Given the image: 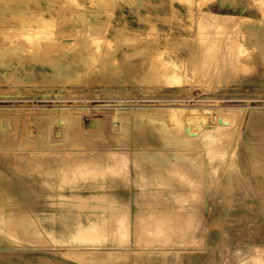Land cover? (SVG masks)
I'll list each match as a JSON object with an SVG mask.
<instances>
[{
  "label": "rangeland",
  "instance_id": "rangeland-1",
  "mask_svg": "<svg viewBox=\"0 0 264 264\" xmlns=\"http://www.w3.org/2000/svg\"><path fill=\"white\" fill-rule=\"evenodd\" d=\"M59 1L0 0V119L12 115L8 126L0 120V190H5L0 212L10 232L18 236V244L0 245V264H96L84 261L85 248L61 243V224L50 218L62 215L67 223L70 211H77L85 220L86 209L75 207L72 196L98 191L75 190L86 183L112 190L129 202L132 212L138 193L132 186L140 191L136 180L143 186L140 193L147 194L145 221L158 208L169 209L172 218L177 213L189 215L194 233L165 234L168 244L162 247L130 244L124 248L126 258L112 264H238L240 253L264 251V0H213L203 7L202 0ZM17 11H23L28 22L21 24ZM206 13L227 15L228 20L213 21L202 39L195 20ZM80 15L89 18L98 32L78 21ZM42 17L51 19L50 27L40 22ZM42 31L61 33L46 39ZM92 38L111 42L88 70L82 62L93 53L86 45ZM176 38L180 41L166 49L164 42ZM70 43L74 48H61ZM153 47L165 51L163 59L176 60L183 86L164 85L156 67L151 69L156 66L152 56L158 55L147 53ZM211 48L214 52H209ZM204 71L217 77L206 75L211 77L207 80ZM173 105L244 108L238 114L228 108L218 112L232 128L221 132L228 140L220 137L222 143H215L221 147L216 152L220 157L214 155L212 166L204 152L207 143L191 137L194 133L173 129L167 121L165 110ZM254 107L263 110L252 117ZM45 112L48 122L43 120ZM61 114L77 125H66ZM112 151H121L120 162L110 163ZM212 167L218 177L215 173L213 178ZM13 194L18 204L11 208Z\"/></svg>",
  "mask_w": 264,
  "mask_h": 264
},
{
  "label": "bare ground",
  "instance_id": "bare-ground-1",
  "mask_svg": "<svg viewBox=\"0 0 264 264\" xmlns=\"http://www.w3.org/2000/svg\"><path fill=\"white\" fill-rule=\"evenodd\" d=\"M59 1V0H58ZM63 1V0H62ZM65 1V0H64ZM63 1V4H64ZM95 1H99V0H95ZM124 1H131V0H124ZM137 1V0H134ZM182 1V0H179ZM213 0H202L201 5L202 7L205 6L208 2H210ZM22 2V1H21ZM61 2V1H59ZM192 2V1H191ZM26 3V1H25ZM33 3V2H32ZM58 3V2H57ZM183 3H187V1L183 0ZM62 4V2H61ZM171 5V4H170ZM34 6V5H33ZM78 6L81 7H85L84 4H78ZM31 7V6H30ZM36 7V6H35ZM34 7V8H35ZM39 7V6H38ZM37 8V7H36ZM62 8V7H61ZM113 9L115 8V5L112 7ZM38 9V8H37ZM35 11V9H32ZM29 10V11H32ZM40 10V8H39ZM38 10V11H39ZM37 11V10H36ZM51 11V10H50ZM92 11V10H91ZM190 12V11H189ZM198 13V12H197ZM205 13V12H204ZM262 13V12H261ZM1 14V12H0ZM29 14V13H28ZM39 14V12H38ZM201 14V13H200ZM25 13L23 11L18 12L15 15L16 19L21 23L24 24L27 20V18L25 17ZM36 15V14H34ZM54 15V14H53ZM3 16V14H2ZM30 16V14L28 15ZM38 16V15H37ZM227 15H219V14H209L206 13L204 15L201 16H197L198 18L195 20V24L197 26V36L199 38H202L207 31L209 30L208 28H210L211 23L213 21H220L221 19L223 21H227L228 19L226 18ZM231 16V15H229ZM57 17V16H56ZM96 19L98 18L97 15L94 16ZM32 18V16H31ZM78 21H80L81 23H83V25L87 28L90 29V31L92 32V29H95L97 32V27L94 23H91V20L89 18H87L85 15H80L76 17ZM189 21L192 23L194 22V19L192 17H188ZM51 19H55V17L53 16ZM51 19L49 18H39L40 22L42 24H44V27H46L45 25H48V27L51 26ZM61 19V18H60ZM72 20V19H71ZM28 22V21H27ZM67 22V21H66ZM65 22V23H66ZM177 22V21H176ZM59 23V22H58ZM226 23V22H225ZM46 27V28H48ZM188 29H191V26L187 27ZM29 32V31H28ZM94 32V31H93ZM27 33V31H26ZM31 33V32H30ZM33 33V32H32ZM31 33V34H32ZM40 33V32H39ZM42 33H45L43 35L44 38L46 37V39H50L53 38V36L59 35L58 33L61 32H53V31H42ZM63 33H67L65 31H63ZM75 33V34H74ZM70 35L73 36H81L82 34H80L79 32H73L70 31L69 32ZM63 35V34H62ZM17 36V35H16ZM23 36V35H22ZM20 36V37H22ZM42 36V35H41ZM40 36V38H41ZM208 36V35H207ZM213 36V35H212ZM9 37V36H7ZM12 37V35H11ZM15 37V36H14ZM25 37V36H23ZM22 37V38H23ZM28 38V36H26ZM25 40L28 41V39ZM43 37V36H42ZM209 37V36H208ZM10 38V37H9ZM19 38V37H18ZM20 38V40L22 39ZM30 38H34L33 36ZM212 38V37H211ZM214 38V37H213ZM14 40V38H11ZM17 40V38H15ZM39 39V38H38ZM203 39V38H202ZM207 39V38H206ZM19 40V41H20ZM41 40V39H40ZM216 40V39H215ZM18 41V42H19ZM26 41V42H27ZM31 43V39L29 40ZM38 41V40H37ZM180 41L179 38H176L174 40H169L167 39L164 42V46L166 49H168V47L171 45L172 42L178 43ZM185 41V40H184ZM206 41V40H205ZM209 41V40H208ZM214 41V40H213ZM218 41V40H217ZM222 41V40H221ZM6 42V41H5ZM10 42V41H9ZM13 42V41H11ZM14 42H16L14 40ZM25 42V43H26ZM111 39L109 38H97V39H88L86 45L92 47L93 50H91L93 53L88 54V56L85 57V59L83 60L84 62L83 65L85 66L86 69L91 70L94 66V58L100 56V58L98 60L101 59V53L102 55L106 53L109 45H110ZM202 42V41H201ZM226 42V41H225ZM224 41L222 42L225 43ZM228 42V41H227ZM230 42V41H229ZM228 42V43H229ZM4 43V42H3ZM8 43V42H7ZM28 43V42H27ZM30 43V44H31ZM203 43V42H202ZM201 43V44H202ZM207 43V42H206ZM213 43V42H212ZM225 43V44H228ZM23 44V43H22ZM157 44V43H156ZM1 45V44H0ZM15 45V44H14ZM13 45V48H14ZM214 45V44H213ZM221 45V44H220ZM9 46V45H8ZM33 46V45H31ZM74 43H70L67 45L62 46L61 48L64 50H69L74 48ZM217 46V45H216ZM6 47V46H5ZM12 47V46H11ZM18 47V46H17ZM190 47V46H189ZM214 47V46H212ZM4 48V46H3ZM2 48V49H3ZM11 48V49H13ZM226 48V47H225ZM223 48V49H225ZM16 49V47H15ZM14 49V50H15ZM189 49V48H188ZM195 49V48H194ZM212 50H209V52L213 51L214 48H211ZM8 49H6L7 51ZM182 50V49H180ZM208 50V49H207ZM12 51V50H11ZM153 51H156L158 53V55H155V57L152 56V58H154L155 60V64L156 66L151 67V69H155L158 73V77L159 79L163 82L164 85L173 88L175 86H183V77L182 74L180 73V71H178V67L176 65V60L175 59H169L165 60L163 59V54L165 53V51L163 50H158L157 47H153L148 49L147 53L150 54ZM183 51V50H182ZM203 51V49H202ZM230 51V50H229ZM168 52V50H167ZM208 52V51H207ZM208 52V54H209ZM214 52V51H213ZM100 53V54H99ZM169 53V52H168ZM192 53V52H191ZM222 53V52H221ZM227 53V52H226ZM231 51L227 54V55H231ZM204 54V53H203ZM201 54V56L203 55ZM153 55V54H152ZM172 55V54H171ZM211 55V53H210ZM225 55V52H224ZM151 56V54L149 55ZM204 57L201 58H205L206 56L203 55ZM148 57V56H146ZM211 57V56H210ZM220 57V56H219ZM223 57V56H221ZM200 58V59H201ZM225 58V56L223 57ZM206 59V58H205ZM210 59V58H209ZM208 59V60H209ZM219 59V58H218ZM228 59V58H227ZM153 60V61H154ZM201 61V60H200ZM220 61V60H219ZM152 62V61H151ZM208 62V61H207ZM223 62V61H222ZM153 63V62H152ZM185 63V62H184ZM228 63V60H227ZM154 64V65H155ZM189 64V63H188ZM191 64V63H190ZM152 65V64H151ZM186 65V64H185ZM193 65V64H192ZM202 65V64H201ZM153 66V65H152ZM183 66V64H182ZM228 66V65H227ZM189 67V66H188ZM225 67V66H224ZM223 67V68H224ZM186 68V66H184V69ZM194 68L197 69V65H194ZM206 68V67H205ZM231 68V67H230ZM183 69V67H182ZM207 69V68H206ZM213 70V69H212ZM227 70V69H226ZM185 71V70H184ZM203 71V70H202ZM189 73V71H188ZM194 73V72H193ZM205 71H204V75H205ZM209 73V72H208ZM213 73V71L211 72ZM227 73V71L225 72ZM215 73H213L212 75H214ZM187 75V74H186ZM194 75V74H193ZM202 75V73H201ZM207 75V74H206ZM205 75V77H206ZM211 74L207 75V76H212ZM224 75V74H223ZM226 75V74H225ZM236 75V74H235ZM80 76V75H79ZM196 77V76H195ZM203 77V76H202ZM217 76H215L214 78H216ZM224 77V76H223ZM185 78V77H184ZM188 78V77H187ZM204 78V77H203ZM207 80L208 78L211 79V77H206ZM213 78V76H212ZM213 78V79H214ZM227 78V77H226ZM189 79V78H188ZM185 79V80H188ZM197 79V78H196ZM239 79V78H238ZM157 80V79H155ZM184 80V81H185ZM191 80V79H190ZM199 80V78H198ZM204 80V79H203ZM228 80V79H227ZM226 80V81H227ZM159 81V82H161ZM189 81V80H188ZM194 81V80H193ZM230 81V79H229ZM192 82V81H191ZM195 82V81H194ZM208 82V81H207ZM225 82V81H223ZM186 83V81H185ZM196 83V82H195ZM201 83V82H200ZM205 83V82H204ZM203 83V84H204ZM212 83V81L210 82ZM209 83V84H210ZM214 83V81H213ZM217 84V81L215 82ZM221 83V82H220ZM226 83V82H225ZM235 83V81H234ZM155 84V83H154ZM159 84V83H156ZM207 84V83H206ZM231 84V83H230ZM197 85V84H196ZM199 85V84H198ZM208 85V84H207ZM220 85V84H218ZM157 86V85H156ZM161 86V85H160ZM163 86V85H162ZM214 90V89H213ZM182 101V100H181ZM165 105V104H164ZM249 106V105H248ZM213 109H210L208 107H203V106H197V107H188V105H173V106H169L168 109H166V118L167 121L172 125L171 127L177 130H181L184 132H188V133H194V135L192 136H199L200 139H202V141H204V145L205 142L207 143L204 152H207L206 155H209L210 157V164L212 166V161L215 160L214 155H219L216 152L218 151V147L216 146L215 143L221 142V138L224 139L226 137H221L222 135H227V134H221V132L224 130H227V128L229 127V125L231 124L228 121H224L222 118L220 119L217 114L219 111L223 110L224 108H228V109H236V110H241L244 109L240 106H223V105H213L212 106ZM1 108V107H0ZM239 110L237 111V114L239 113ZM263 109H260L258 107H254L252 108V117H255V114H258L262 111ZM10 111H14V110H8ZM42 111V110H41ZM62 112V110H60ZM66 111V110H65ZM149 111V110H148ZM7 112V113H9ZM74 112H78V111H74ZM246 112V111H245ZM230 112L225 113L228 114ZM47 112H45V114H43L45 117L43 118V120H47V122L49 121L48 117L46 116ZM232 115H234V112H231ZM242 114V113H241ZM240 114V116H242ZM220 115V114H219ZM222 115V114H221ZM223 114V117L225 116ZM231 115V116H232ZM236 115V112H235ZM234 115V117H235ZM10 116L12 115H8L7 117H3L1 118V123L5 126H8L11 123V118ZM62 116L65 118L64 121L66 122V125L72 126V125H77V122L68 117L65 116L63 114H61L60 118H62ZM230 116V115H229ZM22 117V116H21ZM28 117V116H27ZM43 117V116H42ZM77 117V115H76ZM222 117V116H221ZM13 118V117H12ZM226 118V116H225ZM238 115L237 118L238 119ZM15 119L19 120L20 122V118L16 117ZM26 119V118H23ZM28 121H31V118L28 117L27 118ZM26 119V120H27ZM227 119V118H226ZM241 119V118H240ZM38 120V119H36ZM229 120V119H228ZM243 119H241L242 121ZM15 121V120H14ZM23 120L24 123L28 122ZM60 121V120H59ZM230 121V120H229ZM18 122V121H17ZM15 123V122H14ZM31 123V122H30ZM61 123V122H60ZM92 123V122H91ZM19 124V123H17ZM23 124V123H22ZM235 124L236 120H235ZM241 124V122H240ZM15 125V124H14ZM29 125V124H28ZM27 125V126H28ZM31 125V124H30ZM238 125V124H237ZM233 126V124H232ZM239 126V125H238ZM15 127V126H14ZM17 127V126H16ZM93 127V126H92ZM235 127V125L233 126V128ZM232 127H229V129ZM18 129V127L16 128ZM228 131V130H227ZM232 131V130H231ZM230 131V133H231ZM43 133V132H42ZM227 133V132H225ZM180 135V134H179ZM229 135V134H228ZM243 135V134H242ZM183 136V135H182ZM190 136V135H188ZM198 137V138H199ZM221 137V138H220ZM190 138V137H189ZM194 138V137H193ZM229 138V137H227ZM226 138V139H227ZM225 139V140H226ZM231 139V138H230ZM199 140V139H198ZM228 140V139H227ZM195 141V140H194ZM224 142V140H223ZM227 142V141H226ZM225 142V144H226ZM202 143V142H201ZM219 143V144H220ZM228 146V145H227ZM223 147V146H222ZM221 148V147H219ZM227 148V147H226ZM228 149V148H227ZM226 149V150H227ZM220 150V149H219ZM222 150V149H221ZM223 151V150H222ZM121 151H112L109 152L110 155H112L111 158V164L112 161L116 162L117 156H119L121 153ZM98 154H102L103 152H96ZM176 153V152H175ZM201 153V152H200ZM224 153V152H223ZM124 154V152H123ZM16 155V154H15ZM95 155V154H94ZM202 155V154H201ZM215 155V156H216ZM222 155V154H221ZM17 156V155H16ZM67 156H72L71 153H67ZM102 156V155H101ZM100 156V157H101ZM122 156V155H121ZM194 156V155H193ZM203 156V155H202ZM74 157V156H73ZM184 158H187V154L183 156ZM217 157H220L217 156ZM191 158V157H190ZM200 158V157H199ZM78 159V158H77ZM77 159H70V160H74L77 161ZM102 159V158H101ZM88 159L85 160V162H87ZM29 161V160H28ZM33 161V160H32ZM61 162L64 161L63 158H61L60 160ZM99 161V160H98ZM203 161V160H202ZM79 162H81L79 160ZM118 162H120L118 160ZM193 162V161H192ZM203 163V162H202ZM121 164V163H120ZM204 164V163H203ZM209 164V163H208ZM195 165V164H194ZM84 166V165H83ZM82 166V167H83ZM115 166V165H114ZM203 165L200 164L199 167V173L201 174V172L203 171L202 167ZM210 167V165H208ZM230 166V164H229ZM87 167V166H86ZM189 168V167H188ZM140 169V168H139ZM196 169V168H195ZM211 173L212 176L213 174L216 173L217 176V170L212 167ZM89 171V169H88ZM115 171V170H114ZM120 171V170H119ZM206 170H204L205 172ZM93 172V171H92ZM220 172V170H219ZM210 173V172H209ZM210 173V174H211ZM123 174L121 173V176ZM183 175V174H182ZM203 176V175H202ZM211 176V175H210ZM204 177V176H203ZM218 177V176H217ZM201 178V176H200ZM214 178V176H213ZM203 179V178H202ZM89 180V179H88ZM124 180V178H123ZM127 179L124 180V182ZM136 180V186L140 188V191L136 194V200H135V205H136V209L134 211L131 212V206L129 204V202L127 201H122V198L117 195L116 193H114L112 190L109 191L108 189L104 190V186L102 184L99 185H95V184H91L88 185L86 183L85 186H83L82 188L80 186H76L75 190H81V189H89V188H93L98 190L95 193H91V194H85V193H81V192H76L72 198L74 200V205L75 207H84L86 209V217L85 220H82L80 218V214L76 211L69 213L70 216L73 217V222H71L72 217L69 218V222L65 223L63 221V219L61 218L62 215H59V217L57 218V216L55 217L53 215L52 218H50L51 220H55L58 219L60 224H61V228L59 231V240L61 241V243L63 244H68L71 245L73 247H78L79 248H85L84 250H88L87 252H85V256H84V261L87 263H96V264H112V263H119L121 261H123L126 258V250L124 248L133 245H137V246H148V247H162V246H166L168 244V242H165V240H163L165 237V234H181L182 237L187 236L188 234L194 233V228L192 227L191 223H190V216L183 213L182 215H178L174 214V217H171V210L169 209H164V208H158L156 211L154 212H158V213H153L152 216H148V220L145 221V216L144 215V205L147 201V199H145V197H143L144 195H147L146 193H140L141 191H143V186H140ZM23 183V182H22ZM129 183V181H128ZM162 185V184H161ZM204 185V184H203ZM217 185V184H216ZM12 185L9 186V188L11 189ZM162 188V186H160ZM159 187V188H160ZM156 188V187H155ZM169 188V187H168ZM171 190V189H170ZM174 190V189H173ZM5 191V190H4ZM4 191L2 192L0 190V200L3 199V194ZM169 191V190H168ZM173 194V193H172ZM169 194V195H172ZM168 195V194H167ZM174 195V194H173ZM172 195V196H173ZM175 194V198H176ZM179 195V194H178ZM182 195V194H181ZM62 196V195H60ZM156 196V195H155ZM159 196V195H158ZM63 197V196H62ZM180 197V196H179ZM11 199H9L11 201V208L14 207L16 204H18V197L16 194H13L12 197H9ZM71 198V197H69ZM159 198V197H158ZM173 198V197H171ZM181 198V197H180ZM36 199V198H35ZM79 199V200H76ZM175 200V199H174ZM172 200V201H174ZM169 202V201H167ZM189 202V201H188ZM192 202V201H191ZM93 203V204H92ZM150 203V202H148ZM154 203V202H152ZM158 203V202H157ZM160 203H162L160 201ZM175 204L178 203L177 201L174 202ZM182 202H180L179 205H181ZM2 204V203H1ZM54 204V203H53ZM151 204V203H150ZM163 204V203H162ZM169 204V203H168ZM4 205V203H3ZM2 205V206H3ZM154 205V204H153ZM156 205V204H155ZM177 205V204H176ZM186 205V204H185ZM1 206V207H2ZM150 206V205H149ZM184 206V205H183ZM182 207V206H180ZM180 207L178 209H180ZM10 208V209H11ZM4 209V208H2ZM2 209L0 208V211H2ZM177 209V210H178ZM184 209V207H183ZM189 209V208H188ZM197 209V208H196ZM182 210V209H181ZM185 210V209H184ZM151 211V209H150ZM179 211V210H178ZM197 211V210H195ZM148 211H146L145 213H147ZM182 212V211H180ZM190 212V211H189ZM130 213H131V220H130ZM173 213V212H172ZM175 213V212H174ZM187 213V212H186ZM196 213V212H195ZM4 214V212H3ZM193 216V215H191ZM196 217L194 216V222H195ZM193 220V219H192ZM198 220V219H197ZM197 223V222H196ZM146 225V226H144ZM199 224H197L198 226ZM196 227V226H195ZM200 227V226H199ZM198 228V227H197ZM202 229V228H201ZM10 227L8 225L5 224L4 219L2 217V214L0 212V245H5V244H9V245H16L18 244V236L16 233L14 232H10ZM180 236V235H179ZM190 236V235H189ZM162 237V239H160ZM193 237V236H192ZM190 238V237H189ZM188 238V239H189ZM171 239V238H169ZM168 240V239H167ZM181 240V239H180ZM178 241V240H177ZM189 241V240H188ZM186 241V242H188ZM180 242V241H179ZM182 242V241H181ZM192 242V241H191ZM185 243V242H184ZM177 244V242H176ZM198 244V243H197ZM134 247V246H133ZM165 249V248H164ZM167 249V248H166ZM181 249V248H179ZM203 249V248H202ZM245 249V248H244ZM253 249V248H252ZM259 249V248H257ZM71 250V249H70ZM74 250V249H73ZM247 250V249H246ZM21 251V250H20ZM32 251V250H31ZM36 251V250H34ZM252 259L253 262L250 264H264V251H257V252H251L250 250H247L246 252H242L238 255L237 257V263L238 264H249V259Z\"/></svg>",
  "mask_w": 264,
  "mask_h": 264
},
{
  "label": "crops",
  "instance_id": "crops-1",
  "mask_svg": "<svg viewBox=\"0 0 264 264\" xmlns=\"http://www.w3.org/2000/svg\"><path fill=\"white\" fill-rule=\"evenodd\" d=\"M137 153H148V152H145V151H139V152H137ZM131 157H133V155H131ZM133 164V163H132ZM133 167H131V169H132ZM133 182H135V179H134V177H133V174H132V185H133ZM134 187L132 186V191L133 192H135V191H137V192H139L138 190H136V189H133ZM135 196H136V194H135Z\"/></svg>",
  "mask_w": 264,
  "mask_h": 264
}]
</instances>
